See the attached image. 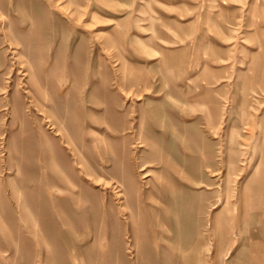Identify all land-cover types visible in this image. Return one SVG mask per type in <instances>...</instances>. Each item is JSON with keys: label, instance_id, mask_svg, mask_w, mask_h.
Segmentation results:
<instances>
[{"label": "rangeland", "instance_id": "1", "mask_svg": "<svg viewBox=\"0 0 264 264\" xmlns=\"http://www.w3.org/2000/svg\"><path fill=\"white\" fill-rule=\"evenodd\" d=\"M182 260L264 264V0H0V264Z\"/></svg>", "mask_w": 264, "mask_h": 264}, {"label": "bare ground", "instance_id": "2", "mask_svg": "<svg viewBox=\"0 0 264 264\" xmlns=\"http://www.w3.org/2000/svg\"><path fill=\"white\" fill-rule=\"evenodd\" d=\"M64 77V76H63ZM66 78V77H65ZM66 80V79H65ZM66 83V82H65ZM65 86V85H64ZM1 91H4V88L1 90ZM127 92V91H126ZM4 93V92H2ZM128 93V92H127ZM83 102V101H82ZM86 107V106H85ZM95 109V108H94ZM86 110V109H85ZM130 124V123H129ZM144 143L143 142H139L138 146H143ZM148 165L146 162H144L143 164H141L140 166V170H142V177H146L148 175H150V172L148 170ZM63 171V170H62ZM98 181L99 182H104V183H110L109 181H107L105 178H103L102 176H99L98 178ZM97 181V182H98ZM73 184V182H72ZM48 187V186H47ZM54 195L56 196L57 199H61L63 196H71L72 195V189L70 188V182L67 181V185L62 181L61 178H59L56 183L54 184ZM143 188V187H142ZM82 189V188H81ZM50 190V189H49ZM124 196V199L126 197V192L123 194ZM122 196V197H123ZM228 196V195H227ZM167 199V198H166ZM227 199V198H226ZM225 199V200H226ZM53 201H54V198H53ZM60 202V201H59ZM151 202V201H150ZM159 202V201H158ZM61 203V202H60ZM229 203V202H228ZM60 207H62L61 205H59ZM122 207V206H121ZM166 207V206H165ZM228 207V206H227ZM162 208V207H161ZM125 211V210H124ZM107 214V213H106ZM57 215V214H56ZM59 215V214H58ZM109 215V214H108ZM67 217H64L62 215H59L57 217V224L58 226L60 227V235L61 237L65 238V241L67 243V245H69L71 247L72 244H76L78 242H76L75 240H78V239H81L79 238V234H77V230L72 226V222L70 221L69 222V219H68V222L69 223H66L67 222ZM127 223V222H126ZM132 223V222H131ZM150 224V223H149ZM65 226V227H64ZM111 226V225H110ZM155 226V225H154ZM64 227V228H63ZM152 229V228H151ZM154 229V228H153ZM87 230V229H86ZM92 232V231H91ZM153 232H156L153 230ZM175 233V232H174ZM163 233L160 231V235H162ZM164 236V235H163ZM166 236V235H165ZM88 237V236H86ZM175 237V236H174ZM173 237V238H174ZM103 238V237H102ZM158 241V240H156ZM100 243H103V242H100ZM104 245V244H103ZM108 245V244H107ZM197 245V244H196ZM78 246V245H76ZM104 247V246H103ZM194 247H197V246H193ZM107 250V249H106ZM184 252V251H183ZM184 260V259H183ZM182 260V264H187L185 261Z\"/></svg>", "mask_w": 264, "mask_h": 264}]
</instances>
